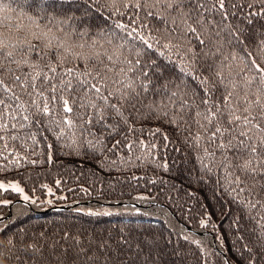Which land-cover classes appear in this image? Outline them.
Instances as JSON below:
<instances>
[{"label":"snow or ice","instance_id":"6c2138e0","mask_svg":"<svg viewBox=\"0 0 264 264\" xmlns=\"http://www.w3.org/2000/svg\"><path fill=\"white\" fill-rule=\"evenodd\" d=\"M148 120L174 130L183 148L173 151L183 152L181 162L192 165L187 182L212 192L216 204L201 203L199 227L216 233L227 222L248 239L234 241L229 255L209 252L194 239L190 220L168 231L197 246V264L221 255L222 264H264V0H0V172L25 165L64 167L62 160L57 163L60 156L90 159L102 169L107 161L117 172L128 165L171 172L166 157L163 163L157 159V149L176 141L160 128L149 129L147 141L134 138L144 134L136 122ZM136 148L141 155L133 159ZM62 183L56 179L55 188L41 183L39 189L56 197ZM79 191L92 194L84 186ZM5 192L25 203L39 201L19 181L0 180ZM187 196L202 199L196 191L187 190ZM10 204L0 199V206ZM0 225V256L9 258L17 235L10 229L16 225L4 224L3 217ZM104 231L106 236H85L86 243L81 234L65 231L63 243L50 244L47 256L35 245L28 248L39 264H176L166 255L187 260L179 240L169 252L157 238L133 244L122 229L115 237ZM164 241L174 243L171 236Z\"/></svg>","mask_w":264,"mask_h":264},{"label":"trees","instance_id":"16d2710c","mask_svg":"<svg viewBox=\"0 0 264 264\" xmlns=\"http://www.w3.org/2000/svg\"><path fill=\"white\" fill-rule=\"evenodd\" d=\"M224 54L227 55L228 50H225ZM135 126L144 129L143 136L139 132L135 133L134 138L137 140L140 138L146 141L151 139L148 130L160 128L162 132L168 134L171 140L176 141V143L170 144L167 149H164L162 146L157 149V159L163 163V159L166 157L172 168L171 172H165L163 169L156 168L155 165L147 167H132L128 165L127 167H121V171L117 172L112 170L107 161H105V167L102 169L93 160L83 157L64 156H60L57 161L59 163L62 160L65 165L64 167L48 166L47 164L38 167L25 165L24 168L19 170L9 168L6 172H0V180L19 181L30 196L39 197L37 204L21 202L14 203L13 206L11 205V215L6 216L3 222L4 224L16 225L15 229H10V232L17 233L15 237L16 246L12 249V254L9 258L0 256V264H39V256L34 253L33 249L28 248V245H35L41 248V253L47 256L50 244L54 241L63 243L61 237L65 231H68L72 235L81 234V240H85V236L89 234L93 236L96 234L106 236L107 233L104 230L110 231L115 237L122 229L125 234H128L133 244L139 242L143 237L150 239L157 238L161 246L166 247L169 252L172 251L175 242L179 240V249L187 254V260L178 261L175 257L165 256V259L173 260L176 264H197L195 256L199 255L196 245H189L182 239H179L175 232L168 231L169 228L178 231V221L184 222L185 220H190L187 226L200 230H208V233L201 232L200 234H196H202L200 237L207 238V240H203V244L209 252H219V249H222L231 255L234 241L237 244L247 241L248 238L245 233L228 229L227 222L216 233L211 228L203 229L199 227L198 219L202 214L201 203L215 205L216 202L212 199V192L210 190L205 189L200 191L197 186L190 185L187 182L186 177L188 176V172L186 169L192 167V165L191 163L181 162L184 159L183 152L173 151L175 147L183 148V145L176 139L174 130L167 124H161L156 120L137 121ZM49 142H52L51 136H49ZM156 142L158 145L163 144L159 136L156 137ZM17 148L25 154H28V151H30L19 149L18 145ZM39 150L37 149V151ZM123 154L127 158V152ZM105 155H108L109 160L117 159L111 153H105ZM140 155L141 150L136 148L133 159H135V156ZM30 158L35 159L36 157ZM173 160L177 161L174 165L172 164ZM3 163L5 161L0 160V165ZM135 163L139 164L140 161H135ZM133 175L142 178L137 180L129 179ZM76 176H80L79 181L75 179ZM117 177L120 179L117 180ZM56 179H61L63 183L56 192L57 196L53 197L54 202L51 205L42 203L45 201L44 198L46 196L39 189V185L46 183L55 188L54 181ZM152 179L157 180V183H150ZM161 180L167 181V183H161ZM109 184L113 186L115 194H112V190L108 187ZM174 184L177 187L174 188ZM81 186L88 187L92 194L87 195L80 192ZM32 188H36L35 193L31 191ZM68 189H74V191L70 192ZM187 190L196 191L198 196L202 198L200 202L188 197ZM142 192L147 193L146 197L148 199L141 201L148 205L149 208H152V211L149 213L144 211H121L123 208H120L111 211V216L97 217L88 216L84 213H75V210H73L76 207L75 203L79 201L88 200V203H99L101 205L102 202L103 204L108 202L110 204L105 205L113 206L115 201L136 200L134 197L139 196ZM120 193H123V195H120ZM58 194L67 197V199L57 198L59 197ZM15 195L16 193L13 192L0 193V199L10 200ZM168 197H171V199ZM68 203L73 208H69V206L57 207ZM8 206H0V215L7 214ZM43 207H49V210L41 211L40 209ZM189 207L192 209L190 213L186 212ZM214 220L219 221L218 213L214 217ZM21 228L23 232L19 231ZM41 233L44 235L41 236ZM217 234H222L223 239L216 240L215 236ZM165 236L172 237L173 245H165ZM238 236H244V241H238ZM0 239H4V237L0 236ZM16 257H19V260ZM232 258L235 259V257ZM222 260L223 255L219 257L212 256L210 264H222Z\"/></svg>","mask_w":264,"mask_h":264},{"label":"rangeland","instance_id":"374dc122","mask_svg":"<svg viewBox=\"0 0 264 264\" xmlns=\"http://www.w3.org/2000/svg\"><path fill=\"white\" fill-rule=\"evenodd\" d=\"M141 196H147V193L145 192H142L140 193ZM139 195V196H140ZM57 196V195H56ZM58 196H60L58 194ZM46 199H52V201L54 202V198L53 197H45L44 200ZM12 201V204H10L8 206V212L6 215H0V217H3V220L5 219L6 216H10L11 215V205L13 206L14 203H25L22 198L16 194L15 197H13V199L11 198L10 199ZM89 201L88 200H85V201H79V202H76L75 205L76 207L73 208V206H71V204H62L61 206H57V207H65V206H69L73 208V210H75L77 207H80L82 209H92L94 211L96 210H107V211H113V210H118L120 208H123V210L121 211H125V210H130L131 212H137L136 209H139V212H146V213H149L152 211V208H149L148 205H146L145 203H143V201L141 200H122V201H115L113 204V206H107L105 204H110L108 202H105L103 204L102 202V205L99 204V203H95V204H91V203H88ZM54 205V204H53ZM125 208V209H124ZM41 211H46V210H49V207H43L42 209H40ZM76 213V211H75ZM188 228V231L189 233L193 236L194 239H199L202 241V245L204 246L203 244V240H207L206 237H200L201 235H199L201 232L202 233H208V230H200V229H197V228H193L191 226H187ZM196 233H199V234H196ZM199 235V236H198ZM219 252L222 254L224 251L222 249H219Z\"/></svg>","mask_w":264,"mask_h":264}]
</instances>
